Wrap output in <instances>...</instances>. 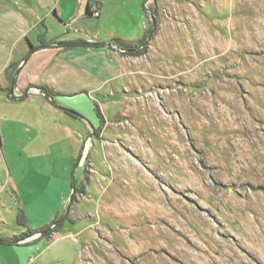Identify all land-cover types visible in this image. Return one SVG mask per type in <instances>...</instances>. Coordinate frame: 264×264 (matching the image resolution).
<instances>
[{"label":"rangeland","instance_id":"374dc122","mask_svg":"<svg viewBox=\"0 0 264 264\" xmlns=\"http://www.w3.org/2000/svg\"><path fill=\"white\" fill-rule=\"evenodd\" d=\"M164 4L171 14L158 15L132 67L141 94L106 118L126 117L123 128L104 139L101 128H25L63 147L90 136L81 156L92 168L73 178L61 225L28 246V264H264V0ZM3 163L0 219L33 231L53 212H34L20 187L23 219ZM26 180L47 186L53 175Z\"/></svg>","mask_w":264,"mask_h":264},{"label":"crops","instance_id":"0c3cea01","mask_svg":"<svg viewBox=\"0 0 264 264\" xmlns=\"http://www.w3.org/2000/svg\"><path fill=\"white\" fill-rule=\"evenodd\" d=\"M166 2L174 5L184 0H0V53L4 54L0 63V173L4 160L8 179L18 191L23 219L30 210L20 187L27 197L34 198V212L47 213L49 208L53 212L51 219L44 217L33 231L12 227L0 219V264L29 263L28 246L45 236L52 238L53 234L40 233L57 222H53L55 214L59 216L67 203L73 178L92 170L87 168L88 159L81 156L90 145V136L82 149L77 140L63 147L54 140L47 144L39 140L42 132L35 137L25 128H83L89 135L92 128H101L97 135L102 139L107 128H123L126 117L119 116L116 126L106 118L112 112L124 114L133 97L141 94L135 79L130 78L140 71L132 69L138 64L136 55L118 49L142 43L153 27L149 9H158L160 18L167 17ZM93 7L101 9L99 18L91 15ZM42 45L45 47L40 48ZM31 48L35 51L25 60ZM79 101L89 114L77 108ZM30 172L53 175V180L47 186H30L26 183ZM12 241L20 242L9 243Z\"/></svg>","mask_w":264,"mask_h":264},{"label":"trees","instance_id":"16d2710c","mask_svg":"<svg viewBox=\"0 0 264 264\" xmlns=\"http://www.w3.org/2000/svg\"><path fill=\"white\" fill-rule=\"evenodd\" d=\"M88 11H89L88 13H90V9H88ZM153 13H154V15L156 16V14H157L156 11L153 10ZM91 15H92V14H91ZM154 20H155V22L157 21L156 18H155ZM155 22L151 21V24H152L153 27L149 30L148 35H147V38H145V40H144L142 43H140L139 45H137V46H134V47H127V49L131 50V52L126 53V55L134 54L135 51H136V49H138V47H139L141 44H143V43H147V39H148L149 35H150V37H151V34L154 33L155 28H156V26H157V24H156ZM92 46H98V45H92ZM43 47H45V46L42 45L40 48H43ZM40 48H39V49H40ZM34 51H35V49H34V48H31L30 52H29V53L27 54V56L25 57V60H27L28 57H29ZM134 55H135V54H134ZM137 55H138V54H137ZM8 69L11 70V69H13V67L11 66V67H9ZM0 142H1V141H0ZM75 193H77V189H76V192H75ZM74 199H75V195H74ZM58 225H59V224H58ZM56 228H57V227H56ZM56 228L47 227L46 229L42 230L41 232H46L47 235H52V234L56 231Z\"/></svg>","mask_w":264,"mask_h":264},{"label":"flooded vegetation","instance_id":"af4514ba","mask_svg":"<svg viewBox=\"0 0 264 264\" xmlns=\"http://www.w3.org/2000/svg\"><path fill=\"white\" fill-rule=\"evenodd\" d=\"M154 11H156V16L154 17V19L156 18L157 19V21L155 22V20H152L153 22H155L156 24H157V26H156V28H155V31H154V33H152V35L154 36V34L156 33V31H157V29L159 28V26H160V23H159V18H158V15H159V13H158V9H154ZM153 36H151V37H153ZM149 39V41H151L150 40V38H148ZM148 39H147V41H148ZM151 45H150V43H143V44H141L139 47H138V49H136V51H135V55H137V54H140V53H143L145 50H147V48L148 47H150ZM95 132V131H94ZM69 214H70V212L68 213V215H66V216H62L61 217V222L63 221V220H66V218H68L69 217ZM59 224V223H58ZM52 228V227H51Z\"/></svg>","mask_w":264,"mask_h":264},{"label":"built area","instance_id":"2783aa9c","mask_svg":"<svg viewBox=\"0 0 264 264\" xmlns=\"http://www.w3.org/2000/svg\"><path fill=\"white\" fill-rule=\"evenodd\" d=\"M146 9L148 10V8L150 7V2L149 3H147L146 4ZM101 9L100 8H98V7H93V9H92V16H94V17H96V18H99L100 17V15H101ZM153 16H154V13H153V11L151 10V9H149V20L150 21H152V19H153ZM37 91V93H42V91H40V90H36ZM89 144V143H88ZM86 151V150H85Z\"/></svg>","mask_w":264,"mask_h":264},{"label":"water","instance_id":"95a60500","mask_svg":"<svg viewBox=\"0 0 264 264\" xmlns=\"http://www.w3.org/2000/svg\"><path fill=\"white\" fill-rule=\"evenodd\" d=\"M108 46H110V47H112V45L111 44H109ZM120 52H122V53H129V52H131V50H129V49H127V48H119L118 49ZM19 71L20 70H18L17 72H16V74H15V78L18 76V74H19ZM80 161V160H79ZM79 163V162H78ZM75 192H76V189L74 188V190H73V196H72V198H71V202H73V200H74V195H75ZM70 212V206L67 208V214L66 215H68V213ZM56 224H58V222H56L55 224H54V226L56 225ZM53 226V227H54ZM52 227V228H53ZM46 232H42V233H40V234H45ZM20 241H12V242H9V243H19Z\"/></svg>","mask_w":264,"mask_h":264}]
</instances>
